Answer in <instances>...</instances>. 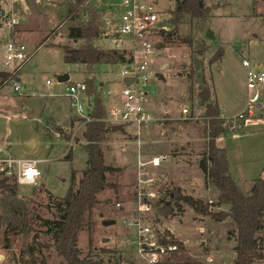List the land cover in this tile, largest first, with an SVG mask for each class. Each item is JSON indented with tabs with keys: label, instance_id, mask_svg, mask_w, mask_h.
Instances as JSON below:
<instances>
[{
	"label": "rangeland",
	"instance_id": "374dc122",
	"mask_svg": "<svg viewBox=\"0 0 264 264\" xmlns=\"http://www.w3.org/2000/svg\"><path fill=\"white\" fill-rule=\"evenodd\" d=\"M18 1L0 0V71L4 70L3 55L8 39L23 41L31 55L18 71L19 80H13L0 89V154L8 152L17 158L48 160L40 163L42 176L38 185L17 183V203L25 214L20 221L16 219L17 216L12 219L13 224L18 225L16 229H10L7 220L1 222L0 264H19L18 258H31L27 248L30 244L34 245V240L50 245L49 249L43 247L41 250L34 246L37 264H41L42 258L47 264H59L62 258L56 254L53 240L44 233L37 215L51 219L58 215L54 202L61 199L71 185L77 188L87 161L83 148L84 125L72 116L74 112L65 89L72 82L93 79L107 105V89L116 90L123 86L121 70L124 65L118 62L112 69L111 63H99L88 71L85 64L64 61L63 45L76 47L88 43L87 40H73L68 36L70 26L88 22L87 15L74 20L68 18L62 4L65 2L67 5L71 0H36L37 3L32 0L29 1L32 4L29 14L23 12ZM121 1L89 0L85 5L87 9L97 5L99 9L101 32L93 41L99 48L106 47L107 43L100 38L101 34L111 31L113 23L119 22ZM146 1L156 3L171 35L157 37L161 47L154 61V69L163 77L151 81L149 88L153 97L149 108L159 120L142 134L143 151L146 155L166 154L169 157L163 167H151L161 183V191L165 187H177L184 194L215 202L218 192L206 183L198 165L207 142L202 117L205 105L200 104L199 93L205 85L209 89L210 101L225 106V111H221L226 117V126L237 123L235 118L232 119L233 113L247 95L242 59L249 58L253 64L264 68V0H204L207 15L200 18L185 16L176 28H173L171 19L177 0ZM45 4L47 8L43 7ZM50 4L54 8L51 9ZM46 9L50 11L46 12ZM107 13H113L110 24L107 23L110 18ZM53 16H56L54 24L51 23ZM13 18H17L18 23L7 27L6 24ZM209 30L213 38L208 37ZM219 51L221 55L218 59ZM66 74L69 80L60 81ZM48 79L52 84L46 83ZM15 84L19 86L18 90H15ZM260 101L263 109H254L256 116L264 115V89ZM183 107L190 111L186 122L181 112ZM71 116L73 125L71 123V128L63 131L72 138H78L79 143L68 141L57 133V125L66 128ZM245 130L255 131L251 127ZM135 142L136 138L125 127L108 133L103 142L105 163L120 169L107 173L108 181L116 188L108 187L98 194L100 202L91 214L95 222L93 247L95 253L104 258V264H137L129 244L135 230L127 224L134 207L136 173H127L124 169L133 167L130 156L137 149ZM243 143H246L242 147L246 153L245 161H254L255 153L249 148L254 143L252 136ZM109 145L114 147L110 146L109 150ZM71 149L72 158L65 159L64 156ZM256 150L258 162H261L264 160V138H260ZM117 155L123 159V166H119ZM72 169H75L73 180ZM7 195V192L0 191L2 219L11 212L3 200ZM118 202L121 206H117ZM211 209L220 211L228 210V207L213 206ZM154 212L152 218L162 231L182 241L192 257L205 260L206 255H210L214 264H233V246L237 235L230 218L217 222L209 215L197 214L185 205L182 212L175 207L173 212L166 215L159 206ZM89 214L86 212V218ZM112 219L116 221L114 224L103 225L105 220ZM201 226L204 231L200 230ZM232 230L233 233L230 232ZM88 234L84 228L78 235V247L84 254L89 251ZM103 249L111 252H103Z\"/></svg>",
	"mask_w": 264,
	"mask_h": 264
},
{
	"label": "trees",
	"instance_id": "16d2710c",
	"mask_svg": "<svg viewBox=\"0 0 264 264\" xmlns=\"http://www.w3.org/2000/svg\"><path fill=\"white\" fill-rule=\"evenodd\" d=\"M89 0H71L67 6V15L70 20L78 19L81 15L88 16L86 24L70 26L68 36L73 40H87L83 46L71 47L63 45L64 61L68 63L85 64L91 67L99 63H116L120 59L113 52L99 48L93 41L100 36L99 9L97 5L92 8H85ZM207 9L204 0H177V6L173 10L171 24L176 28L185 16L192 18L205 17ZM171 35V31H162L160 36ZM221 51L218 52V59ZM88 70V69H87ZM88 70V71H90ZM18 77L17 72L0 71V88L10 84ZM87 93L93 97L92 120L84 124L82 132L85 142L83 148L87 154L86 167L82 171V178L79 180L77 188L72 185L67 189L66 194L54 202L58 210V215L51 218H43L37 215L44 227V233L51 236L52 246L56 254L62 258L59 264H104V258L95 253L93 247L92 234L95 229V222L92 218L93 209L99 204L98 194L105 188H116L115 184L108 181L107 173L120 170L117 167L107 165L104 158L103 142L108 133L122 130L123 126L110 125L104 121L107 111L103 103L101 92L93 83V79L87 81ZM206 112L202 116L205 123V133L207 142L201 152L198 165L202 170L206 183L211 184L218 192L217 200L204 201L192 195L182 193L180 188H162L161 197L158 199V206L163 214H170L175 210L184 211V205L192 208L200 215H209L217 222L231 219L236 231V243L233 246L235 260L233 264H264V178L258 177L254 180L250 192L244 193L236 184L230 173V164L225 148L218 147L216 144L217 136L224 132L226 120L222 117L220 108L217 104L209 102V89L204 85L199 93ZM247 118V117H246ZM244 119H236L237 128L240 127ZM189 120L187 118L184 119ZM240 120V121H239ZM64 134L63 129H58ZM68 139L71 135L64 134ZM76 142L79 139L75 137ZM72 149L64 156L65 159L72 158ZM75 169H72V180L74 179ZM11 181V182H10ZM17 182L0 173V191L7 192L5 205L11 208L8 215L0 216L1 222L8 223L10 229L18 228L13 224V218L20 221L24 216L22 206L17 203L16 190ZM51 196V193H49ZM19 202H21L19 200ZM173 202V205H172ZM120 203V202H118ZM228 207V210L213 211L211 207ZM86 212L89 217L86 218ZM23 218V217H22ZM31 229L30 226H28ZM86 228L89 235V251L83 253L78 247V235L81 230ZM234 231V232H235ZM233 233V230L230 231ZM177 243L178 249L172 257H169L166 264H214L205 260L192 257L184 243L178 239L171 238ZM7 246V245H6ZM41 250L43 247L49 249L47 243L34 240V245L30 244L27 251L29 259L18 258L19 264H37L34 257L35 247ZM111 250L103 249V252ZM121 256V255H120ZM41 264H47L45 258L40 260Z\"/></svg>",
	"mask_w": 264,
	"mask_h": 264
},
{
	"label": "built area",
	"instance_id": "2783aa9c",
	"mask_svg": "<svg viewBox=\"0 0 264 264\" xmlns=\"http://www.w3.org/2000/svg\"><path fill=\"white\" fill-rule=\"evenodd\" d=\"M121 14L118 23H113L109 32H103L101 39L106 40V47L102 49L118 55L119 63L124 67L123 86L120 89H107V105L104 104L107 116L104 121L110 125H120L128 128L136 138L137 169L134 186L135 199L131 218L127 224L134 228V238L129 241L132 253L136 256L137 264H166L169 257L177 251V243L171 241L172 235L166 234L159 227L158 222L152 218V213L158 207L161 197V183L151 167H163L169 157L166 154H153L145 158L141 136L145 129L158 119L149 108L152 99L151 81L160 78L154 69V61L158 54L157 37L162 31H168L162 12L156 8V3L146 0H122L119 3ZM18 23L17 18L11 19L6 26ZM110 24V19L107 21ZM31 55L23 41L8 39L3 55L4 70L17 72ZM111 63L112 69L114 64ZM246 68L247 96L244 109L236 119H244L254 114L259 108L261 92L264 88V69L255 67L247 58L242 59ZM130 78L131 82H125ZM48 85L52 82L46 80ZM15 90L19 86L15 84ZM86 81L72 82L66 87V96L69 97L70 106L78 121L84 125L92 120L93 97L87 93ZM182 114L188 118L190 111L182 108ZM37 158H17L0 156V173L16 180L20 185H38L42 176L40 163ZM121 206V203H117ZM201 231L204 228L200 227ZM205 260L211 262L210 257ZM171 264V263H170Z\"/></svg>",
	"mask_w": 264,
	"mask_h": 264
},
{
	"label": "crops",
	"instance_id": "0c3cea01",
	"mask_svg": "<svg viewBox=\"0 0 264 264\" xmlns=\"http://www.w3.org/2000/svg\"><path fill=\"white\" fill-rule=\"evenodd\" d=\"M29 1H32V0H19L18 1V3H21V6L23 8V12L24 13L28 12L29 6L32 5ZM33 1L35 2L36 0H33ZM58 2H60V3L62 2L63 3V1H58ZM36 3H37V1H36ZM50 6H51L50 7L51 9L54 8L53 4L52 5L50 4ZM62 6L65 7L66 10H67V6H66L65 2L62 4ZM43 7L47 8L46 4ZM49 11H50L49 9H46V12H49ZM28 14H29V12H28ZM107 15H108V17H110L109 19H110V23H111L112 20H113V13H107ZM55 18H56V16H53V19L51 21L52 24L55 23V21H54ZM23 24H25V23H23ZM247 59H249V58H247ZM258 63H260V62H258ZM251 64L253 66H257L258 68H262L260 65H257L255 63L253 64L252 61H251ZM245 74H246V68H245ZM18 76H20V74ZM246 96H245L244 99H246ZM261 97H262V92H261ZM102 99H103V96H102ZM107 100H108V98H107ZM104 102L105 101H103V103ZM209 102L212 103V101H210V99H209ZM200 104L204 106L202 101H200ZM218 106L220 108V111L222 109L225 111V108H224L225 106H222V105L221 106L218 105ZM204 107H205V112H206V106H204ZM244 107H245V101L243 100V102L241 104H239L237 106V108L235 109V112L233 113L232 119H234V118L236 119V117L244 109ZM258 109H263V103L261 101L259 102V108ZM221 115L226 120V117L224 116L222 111H221ZM72 116L76 117L74 113L72 114ZM72 116L70 117L69 123H68V125H66V128H62L61 126L57 125V133L60 135V137H63L65 139H67L68 141H71V142L74 143V142H76L74 140L75 138L71 137V138L68 139L66 136H64L63 133H61L58 130V129H63L65 131H67L68 129H70L71 128L70 124L72 123L71 125H73V121H71ZM75 122H76V120H75ZM225 127H226L225 131L220 133L217 136L216 144H217L218 147L226 149L227 155H228L229 164H230V173H231L232 178L235 180L236 184L238 185V187L244 193L250 192L252 187H253L254 180L256 178H258V177L264 178V160H262L261 162H258V154H256L257 153L256 144L260 141V138H264V115L261 114L259 116H256L255 114H253V115L247 117L243 121V127L241 126V127L237 128L236 123H231L229 126H226V122H225ZM249 127L254 128L255 131H253V132L246 131L245 129H247ZM37 130L39 132H42L39 128ZM251 136H252V139L254 140V143L249 145V148L253 149V151L255 153V155H254L255 158H254V161L246 162L245 161L246 153H245V150L242 147H243V145H246V143L245 144L243 143L244 140L247 137H251ZM261 136H263V137H261ZM76 143H79V142H76ZM110 146L114 147V145H109V147H108V148H110L109 150H111ZM151 155L152 154H149V155L145 154L144 157L145 158H149V156H151ZM0 156L1 157H5V158L14 157V155H12L11 153L8 154V152L6 154H0ZM33 158H35V157H33ZM130 158L133 161V167H131V166L129 167L128 166L126 168L124 167V169H125V171H127V173L133 172V174H134V173H136V169H137V152L134 151L133 156L131 155ZM130 158L128 157V159H130ZM37 159H40V160H43V161L48 160V158H37ZM43 161H41V163ZM117 161L121 164L119 166H123L124 165L123 159H120L119 156H118V160ZM128 162H130V161L128 160ZM135 182H136V179H135ZM210 187H212V186H210ZM212 189H213V191H216L214 189V187H212ZM210 201H212V200H210ZM233 253H234V251H233ZM206 257H210L212 259V256H210V255H206ZM234 260H235V253H234V256H233V262H234ZM212 261H214V260L212 259Z\"/></svg>",
	"mask_w": 264,
	"mask_h": 264
},
{
	"label": "water",
	"instance_id": "95a60500",
	"mask_svg": "<svg viewBox=\"0 0 264 264\" xmlns=\"http://www.w3.org/2000/svg\"><path fill=\"white\" fill-rule=\"evenodd\" d=\"M208 37L209 38H213L214 36H213V33H212V31L211 30H209L208 31ZM158 47H161V45H158ZM90 68L91 67H87V69L88 70H90ZM159 74V73H158ZM160 76V78H162L163 76L161 75V74H159ZM17 80H19V78H16V81ZM67 80H69V75L68 74H66V75H64V76H62L61 78H60V81H62V82H64V81H67ZM125 82H127V83H130L131 82V79L130 78H126L125 79ZM116 221L114 220V219H112V220H105L104 222H103V225H105V226H109V225H111V224H114ZM108 239L106 238L105 239V241H107Z\"/></svg>",
	"mask_w": 264,
	"mask_h": 264
}]
</instances>
